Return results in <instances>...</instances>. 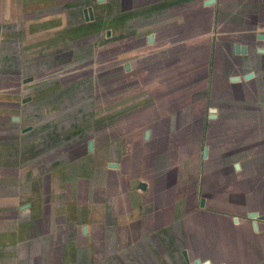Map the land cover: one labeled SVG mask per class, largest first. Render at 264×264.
Wrapping results in <instances>:
<instances>
[{"label":"crops","instance_id":"0c3cea01","mask_svg":"<svg viewBox=\"0 0 264 264\" xmlns=\"http://www.w3.org/2000/svg\"><path fill=\"white\" fill-rule=\"evenodd\" d=\"M79 1L0 0V264H264V153L246 170L211 169L207 152L224 124L214 90L228 112L264 114V0ZM150 2L170 40L153 30L151 57L184 50L188 66L134 90L170 105L136 100L100 121L90 94L61 87L79 76L49 61L113 28L140 34ZM227 125L264 145V120Z\"/></svg>","mask_w":264,"mask_h":264},{"label":"rangeland","instance_id":"374dc122","mask_svg":"<svg viewBox=\"0 0 264 264\" xmlns=\"http://www.w3.org/2000/svg\"><path fill=\"white\" fill-rule=\"evenodd\" d=\"M79 2L81 5H85L91 1L80 0ZM113 3V8L110 7L107 13L103 8L99 9V16L95 19V23L99 29L104 30L106 27L109 29L111 25V22L109 23V20L106 21L105 19L106 14H113L116 17V14L120 13L121 8L116 6L115 2ZM151 3L148 5L150 8H145V12H148V14L144 16V19L142 18L139 21V27L143 29V32L140 34L136 33V31L134 32L132 28L128 29L129 31H124L125 33H122L119 27L113 28L109 36H107L106 32H102L96 36L82 39L75 44H65L57 51L59 56L49 61L48 72L50 74L54 71V73H57L58 71V73L64 76L70 74H77L79 76L74 80L70 78L64 79L61 82V87L80 89L86 95L90 94L91 105L97 111V115H102L100 121H104L103 114L106 109L111 108V120H115V115L120 111L119 106L122 104L135 105L137 104L136 100H139L141 103L148 102V104L150 103L154 106H159L162 103L170 105L172 101L166 96L160 95L153 98V96L135 97L133 95L136 90L144 91L147 95L152 92L154 93V90L160 92L161 89L154 88H159L162 83L165 86L169 81L173 80L171 76H178L188 66V64L187 66L185 65V62L191 57V53H186L184 50H177L172 53L173 51L169 49L165 50L166 54H161L160 52L155 58L151 57L154 54H152L153 49L147 48L144 43L147 40L146 37L151 35L153 30L157 32L162 43L164 40L162 45H166L170 41L168 38V28L159 27L156 17L154 18L152 14ZM70 20L73 19L70 18ZM113 23L114 27L118 26V24L120 25L119 19L113 21ZM132 26H135L136 29V24ZM164 33L165 36H163ZM174 35H178V37L183 36L180 31ZM148 52L150 53L146 55ZM129 63L132 65V74L130 73L132 77H130L131 75L126 70ZM193 83L196 86V82L193 81L192 85ZM157 92L156 94H159ZM128 93L129 96L126 95ZM220 93L221 97L219 96L218 98L216 89L213 91V96L210 97L212 107L216 109L220 107L223 110L224 117L221 119H223L222 122L224 124L220 126L222 128L216 127L210 130L207 143V152L210 158L208 166L211 169L240 168L247 170L250 162L248 160L249 152L264 153V145L248 143V135L231 140L233 137L230 134L235 130L229 128L227 124L228 121L247 122L250 120L260 122L264 120V114L228 112L226 108H223L228 107L227 101L224 103V100L227 98L222 97V92L219 91ZM124 95L126 96L123 97ZM83 98L84 96H75L70 98V100L78 102ZM147 119L148 116L146 115L145 120ZM262 168H264V163L262 164ZM259 216L261 214L257 212L254 217L257 218Z\"/></svg>","mask_w":264,"mask_h":264}]
</instances>
